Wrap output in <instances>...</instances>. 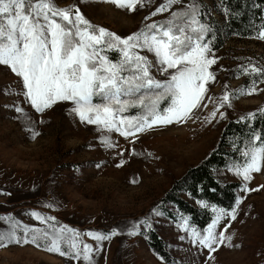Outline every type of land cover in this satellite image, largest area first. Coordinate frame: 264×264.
Masks as SVG:
<instances>
[{
    "label": "rangeland",
    "instance_id": "1",
    "mask_svg": "<svg viewBox=\"0 0 264 264\" xmlns=\"http://www.w3.org/2000/svg\"><path fill=\"white\" fill-rule=\"evenodd\" d=\"M189 1L0 0V264H167L148 229L171 264H264V146L219 174L241 185L238 203L204 233L155 210L226 122L264 108L262 41L173 51L155 24ZM105 47L140 58L174 97L134 130L94 101L97 86L113 96ZM254 72L263 82L245 86Z\"/></svg>",
    "mask_w": 264,
    "mask_h": 264
},
{
    "label": "trees",
    "instance_id": "2",
    "mask_svg": "<svg viewBox=\"0 0 264 264\" xmlns=\"http://www.w3.org/2000/svg\"><path fill=\"white\" fill-rule=\"evenodd\" d=\"M219 14L222 19H219ZM155 25L172 37V49L178 55L188 53L194 43L209 50H220L225 40L258 39L264 43V0H214L213 4L190 0L168 18ZM153 32H157L153 30ZM103 55L117 69L109 88V97L101 87L94 101L110 106L114 113L135 122L136 126L164 112L174 99L167 86H159L147 73L140 58L124 55L117 47H105ZM247 86L261 84V73L243 74ZM118 87V88H117ZM264 146V108L226 122L219 140L210 154L197 166L189 168L176 180L165 196L155 205L156 212L178 224L204 233L214 222L218 211L233 212L238 203L241 185L223 180V171L244 168L251 155ZM150 248L171 264L166 243L153 229L144 233Z\"/></svg>",
    "mask_w": 264,
    "mask_h": 264
}]
</instances>
